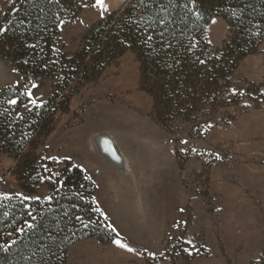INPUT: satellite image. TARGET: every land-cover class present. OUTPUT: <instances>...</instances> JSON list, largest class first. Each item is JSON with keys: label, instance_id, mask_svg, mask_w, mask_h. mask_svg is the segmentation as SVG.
<instances>
[{"label": "rangeland", "instance_id": "1", "mask_svg": "<svg viewBox=\"0 0 264 264\" xmlns=\"http://www.w3.org/2000/svg\"><path fill=\"white\" fill-rule=\"evenodd\" d=\"M15 1L0 0V15ZM128 1L104 0L103 9L96 0L88 2L76 18L63 22L67 52ZM231 36L222 18L206 30L212 49ZM139 80V63L133 54L125 55L72 99L68 113L57 115L55 131L37 152L45 161L69 163L86 173L97 187L99 211L118 236L108 245L96 239L74 244L67 264H253L262 259L264 40L233 76L232 92L241 93L242 100L203 121L206 127L200 130L181 121L171 131L156 124L153 101L140 90ZM21 82V74L0 58V89ZM52 86L48 79L33 83L23 111L44 103ZM14 168V160L0 156V198L47 197L44 184L35 196L22 190Z\"/></svg>", "mask_w": 264, "mask_h": 264}, {"label": "trees", "instance_id": "2", "mask_svg": "<svg viewBox=\"0 0 264 264\" xmlns=\"http://www.w3.org/2000/svg\"><path fill=\"white\" fill-rule=\"evenodd\" d=\"M85 1L16 0L0 15V58L22 76L18 85L0 89V156L14 160L13 176L26 193L47 188L38 200L0 198V264H67L74 244L96 239L108 245L118 237L86 173L37 153L55 131L57 115L68 113L86 86L133 54L139 88L153 101V121L167 131L178 121L200 130L242 100L232 92L233 76L264 40V0H129L68 53L61 25L95 0ZM215 18L232 34L219 49L206 37ZM39 79L53 82L51 95L23 111ZM253 264H264V257Z\"/></svg>", "mask_w": 264, "mask_h": 264}, {"label": "snow or ice", "instance_id": "3", "mask_svg": "<svg viewBox=\"0 0 264 264\" xmlns=\"http://www.w3.org/2000/svg\"><path fill=\"white\" fill-rule=\"evenodd\" d=\"M96 5L103 9L105 7L104 0H96ZM14 102L15 101H13V103ZM33 103H35V101H33ZM116 243L121 247H127V245L122 244L119 240H117ZM189 243L191 242L189 241ZM129 250L131 251V249Z\"/></svg>", "mask_w": 264, "mask_h": 264}, {"label": "bare ground", "instance_id": "4", "mask_svg": "<svg viewBox=\"0 0 264 264\" xmlns=\"http://www.w3.org/2000/svg\"><path fill=\"white\" fill-rule=\"evenodd\" d=\"M122 162V161H121ZM121 164V163H120ZM118 165V164H117ZM118 166H121V165H118Z\"/></svg>", "mask_w": 264, "mask_h": 264}]
</instances>
